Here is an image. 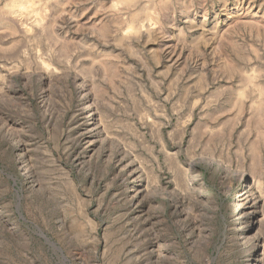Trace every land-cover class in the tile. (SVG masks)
<instances>
[{
	"label": "rangeland",
	"instance_id": "374dc122",
	"mask_svg": "<svg viewBox=\"0 0 264 264\" xmlns=\"http://www.w3.org/2000/svg\"><path fill=\"white\" fill-rule=\"evenodd\" d=\"M0 264H264V0H0Z\"/></svg>",
	"mask_w": 264,
	"mask_h": 264
}]
</instances>
